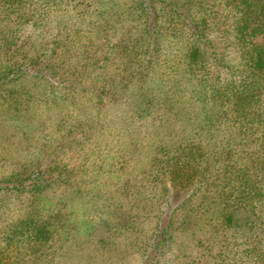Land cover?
<instances>
[{"label":"rangeland","instance_id":"obj_1","mask_svg":"<svg viewBox=\"0 0 264 264\" xmlns=\"http://www.w3.org/2000/svg\"><path fill=\"white\" fill-rule=\"evenodd\" d=\"M172 15L166 0H0V242L26 217L48 230L18 262L258 264L264 127L210 94L239 54L213 38L221 64L190 65Z\"/></svg>","mask_w":264,"mask_h":264},{"label":"trees","instance_id":"obj_2","mask_svg":"<svg viewBox=\"0 0 264 264\" xmlns=\"http://www.w3.org/2000/svg\"><path fill=\"white\" fill-rule=\"evenodd\" d=\"M166 1L171 6L172 19L181 25L174 28V24L170 23L166 28L170 29L172 26V29L177 30L176 33L184 32L187 36L190 65L196 64L200 68H206L208 58L214 61L210 62L213 66L221 64L218 62H222L224 57L220 58L222 54L215 47V38L222 44L227 43L239 54L240 60L238 65L232 68L233 72L230 66H227L231 78L223 82L218 81L215 87L213 85V92H210L211 100L220 102L221 115L230 120L232 117L228 114L232 113L242 125L249 124L250 128L256 125L264 127V0ZM195 7L197 11L193 10ZM257 37L262 38L261 42L254 40ZM41 69L31 71L44 74ZM205 81L208 82L207 79ZM260 163H264V156L260 157ZM185 165L186 163L175 166L177 178L184 177ZM28 180V184L33 187L44 184L39 183L40 176H29L17 182L19 186H24ZM223 219L231 222L232 216L227 214ZM47 231L45 226L38 224L37 220L31 217L20 219L0 242V262L22 264L18 262V258L30 255L26 252L28 248L44 241ZM167 232L168 230L163 228L158 236L163 235L165 238L164 234ZM158 245L161 246L160 243ZM261 250L262 253H258L257 257L258 264H264V248Z\"/></svg>","mask_w":264,"mask_h":264}]
</instances>
